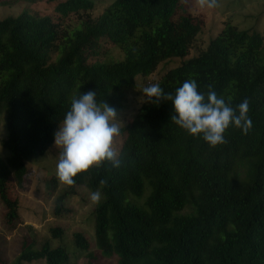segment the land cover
I'll return each mask as SVG.
<instances>
[{"label":"trees","instance_id":"trees-1","mask_svg":"<svg viewBox=\"0 0 264 264\" xmlns=\"http://www.w3.org/2000/svg\"><path fill=\"white\" fill-rule=\"evenodd\" d=\"M184 1L114 0L98 17L90 13L92 0L58 2L60 17H78L72 27L28 10L0 19V115L8 128L1 145L10 153L0 154V199L13 227L20 215L10 182L22 185L27 161L54 145L70 98L96 91L98 101L119 112L126 106L125 89L139 76L179 58L156 83L174 94L191 78L200 92L211 85L233 106L247 99L251 131L245 135L230 126L227 143L212 148L171 121L170 101L144 103L122 130L126 162L110 171L79 173L57 197L55 214L68 211L64 202L76 186L101 189L104 201L93 211L97 248L105 257L116 255L117 264H264V35L226 23L187 58L203 23ZM102 39L123 58L89 62L99 55ZM51 232L62 238L64 230ZM74 237L78 248L89 250L81 232ZM43 258L70 264L65 246L52 248L48 241L40 249L24 241L18 257L6 264Z\"/></svg>","mask_w":264,"mask_h":264},{"label":"rangeland","instance_id":"rangeland-1","mask_svg":"<svg viewBox=\"0 0 264 264\" xmlns=\"http://www.w3.org/2000/svg\"><path fill=\"white\" fill-rule=\"evenodd\" d=\"M64 0H58V2ZM94 8L90 13L98 17L106 7L114 0H92ZM58 2L47 0H0V19L8 16L19 15L23 10L32 14L50 15L54 19H61L65 26L72 27L77 24V16L60 17L56 11ZM220 6L214 10L197 8L195 0H185L184 5L188 11L202 21L203 28L200 35L191 47L187 58L195 56L204 49L211 37L216 36L226 23L238 27L239 30L256 29L264 35V0H222ZM123 52L102 39L99 43V55L90 57L89 62L94 60L114 61L121 60ZM181 61L179 58H172L159 65L158 69L148 77L139 76L136 85L125 89L127 95L126 106L118 113L126 125L136 116L147 97L140 92L149 83H156L162 74L169 68L175 67ZM3 127V128H2ZM59 128V127H58ZM0 145L1 141L8 135L7 119L0 115ZM122 143V139H121ZM60 149L54 144L44 154H36L27 161L28 173L22 185L10 182V197L19 202L20 220L16 226L7 221L8 209L0 199V264L14 261L25 242L41 248L48 241L52 248L60 245L65 246L70 256V264H117V256L105 257L97 248L95 238V218L93 211L104 201L102 193L100 203L96 204L90 200V193L94 190L84 185L75 187V194L65 199L64 206L67 212L60 216L55 214L56 199L68 189V186L57 177V163ZM0 154L7 157L10 153L6 149H0ZM53 179H55L56 187ZM95 190V191H97ZM145 193L143 198H146ZM64 230L62 238H55L52 235L53 228ZM81 232L89 241V250H82L76 246L74 234ZM92 253L94 258L89 255ZM23 264H48L46 259L34 260Z\"/></svg>","mask_w":264,"mask_h":264},{"label":"clouds","instance_id":"clouds-1","mask_svg":"<svg viewBox=\"0 0 264 264\" xmlns=\"http://www.w3.org/2000/svg\"><path fill=\"white\" fill-rule=\"evenodd\" d=\"M195 3L200 10H214L220 6L219 0H195ZM140 92L147 97L146 100L141 97L142 103L159 106L161 101H170L175 112L171 121L189 135L202 138L212 148L227 143L225 133L230 126L245 135L253 127L247 99L233 106L231 98L226 100L218 95L211 85L206 94L200 92L195 79L185 80L174 94L166 93L159 83H149ZM124 128L117 110L105 99L98 101L96 91H80L79 95H73L70 108L54 133V144L60 149L58 179L73 186L79 173L91 175L90 170L120 168L126 162L121 146ZM100 183L104 185L107 180ZM101 199V191L90 193L93 203L98 204Z\"/></svg>","mask_w":264,"mask_h":264}]
</instances>
